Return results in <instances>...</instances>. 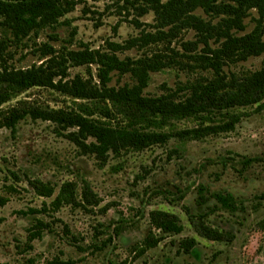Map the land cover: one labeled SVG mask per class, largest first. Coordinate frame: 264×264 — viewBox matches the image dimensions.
Here are the masks:
<instances>
[{
	"label": "rangeland",
	"instance_id": "1",
	"mask_svg": "<svg viewBox=\"0 0 264 264\" xmlns=\"http://www.w3.org/2000/svg\"><path fill=\"white\" fill-rule=\"evenodd\" d=\"M74 2V9L61 17L59 24L31 32L19 41L0 28V38L5 34L7 38L0 65L27 68L45 63L50 57H43L45 44L51 45L57 55L85 46L104 50L109 49V42L124 43L142 33L157 31L153 11L141 15L138 9L145 0ZM196 13L212 19L202 9ZM257 17V10H251L245 19L247 28L240 34L251 31ZM196 38L194 29H185L170 46L183 53V43ZM166 46L161 42L117 54L121 58H138L153 51L170 52ZM263 58L264 54L252 56L232 65L231 70L259 69ZM66 65L68 78H88L91 71L96 80L95 65L70 61ZM196 76L180 66L151 72L145 94L161 95ZM133 82L129 74L112 73L110 85ZM75 101L54 88L32 87L2 107L28 108L35 115L21 119L15 130L0 127V196L8 199L0 206V264H264V107L229 109L240 115L235 128L202 139L175 135L197 126V119L172 120L164 128L172 134L166 143L143 150H123L120 155L109 153L103 162L71 138L77 127H66L64 121L46 120L37 114L49 110L70 113L76 108ZM223 119V114H216L213 121ZM90 141L91 138L87 143ZM247 159L252 160L251 164L243 163ZM30 180L50 183L55 194L38 195ZM66 181L77 182L79 191L88 182L101 200L99 205L51 206ZM202 187L207 195L232 193L239 208H223L211 197L200 203ZM153 210L177 215L183 230L164 234L158 245L138 255L136 248L148 235H162L150 221ZM200 214H205L211 226L231 232L233 240L212 241L200 236L190 219ZM37 219L48 226L40 238L31 241L29 232ZM190 237L198 243L186 253L180 242Z\"/></svg>",
	"mask_w": 264,
	"mask_h": 264
},
{
	"label": "trees",
	"instance_id": "2",
	"mask_svg": "<svg viewBox=\"0 0 264 264\" xmlns=\"http://www.w3.org/2000/svg\"><path fill=\"white\" fill-rule=\"evenodd\" d=\"M145 1L144 6H138V9H141V15L153 11L157 28L154 33L145 32L124 43L109 42V49L95 50L85 46L81 50H67L59 55L51 45L45 44L43 57L50 56L45 63L43 61L27 68L1 64L0 127L15 130L21 119L29 114L35 115V111L28 108L13 106L3 109L5 103L32 87L54 88L76 99V108L70 113L65 110L37 112L39 117L64 121L66 127H77V131L71 132V138L105 162L109 153L120 155L123 150H143L166 143L172 134L164 128L172 120L197 119V126L180 130L175 135L185 139H202L235 128L240 115L229 112V109L252 105L264 107V58L259 69L231 70L232 65L264 54V0ZM74 7V0H0V28L19 41L31 32L59 24L61 17ZM198 9L212 19L197 14ZM253 9L259 14L254 18V28L240 34L246 30L245 19ZM214 18L218 20L214 22ZM185 29H194L197 38L184 42L185 52L181 53L170 45ZM5 37L6 34L0 38V54L6 48ZM161 42L167 45L170 52L153 51L138 58H121L117 54L118 51L147 48ZM199 44L203 46L200 48ZM182 58L188 60L184 62ZM69 61L76 65H95L96 80L91 71L88 78L81 75L68 78L66 63ZM174 66L187 67L197 76L161 95H146L151 72ZM112 73L120 76L129 74L134 82L110 85ZM216 114H223L224 119L213 121ZM207 122L210 124L206 125ZM90 138L91 141L87 143ZM251 162V159H247L243 163L249 165ZM30 184L40 196L52 197L55 194V187L50 183L30 180ZM205 191L203 187L200 188V203H205L211 197L223 208H239L232 193L213 192L207 195ZM261 198L264 199V193ZM7 201L6 197L0 196V206ZM100 201L88 182L79 191L77 182L66 181L50 205L55 208L64 204L86 208L98 206ZM45 207L44 204L42 209L45 210ZM204 215L190 216L200 236L212 241L233 240L231 232L211 226ZM150 221L162 235H148L144 243L136 248L138 255L158 245L164 234H178L183 230L179 217L167 211H151ZM47 226L44 220L37 219L29 232V240L40 238ZM197 243L194 237L184 238L180 248L189 253Z\"/></svg>",
	"mask_w": 264,
	"mask_h": 264
}]
</instances>
